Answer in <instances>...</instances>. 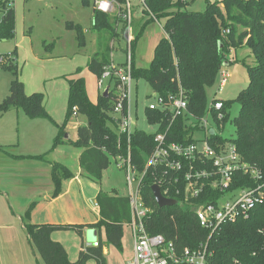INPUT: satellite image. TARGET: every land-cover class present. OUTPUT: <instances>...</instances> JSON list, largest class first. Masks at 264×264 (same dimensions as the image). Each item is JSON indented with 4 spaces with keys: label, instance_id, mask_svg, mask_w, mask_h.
Here are the masks:
<instances>
[{
    "label": "trees",
    "instance_id": "obj_1",
    "mask_svg": "<svg viewBox=\"0 0 264 264\" xmlns=\"http://www.w3.org/2000/svg\"><path fill=\"white\" fill-rule=\"evenodd\" d=\"M123 4L125 0H117ZM197 0H148L144 13L149 16L144 27L155 21H165L163 30L165 37L155 49L154 59L149 68H137L134 63L135 46L144 30L136 36L132 44L134 82L146 81L152 92L168 98L183 91L188 102V113L196 119V127L189 125V117L177 118L172 123V116L162 111L145 109V118L150 125L158 126L155 133H147L136 129L128 137L115 133L116 125L112 114L116 105V95L108 92L100 95L98 103L93 104L87 94L85 80L73 78L69 80V98L65 123L59 127V135L53 148L62 144L83 149L80 156V168L91 178L101 181L103 173L111 166V158L116 160L127 157L130 147L135 169L143 173L146 162L155 150L158 134H166L167 144L190 145L196 143L194 136L201 132L200 124L209 113L213 114L217 126L230 120L228 110L233 103L240 105V112L233 123L236 136L233 139L214 134L208 139L212 147L225 146L232 143L236 147L241 160L251 168L258 170L264 184V0H222L213 2L205 0L204 12L190 11ZM14 1L1 0L3 13L0 22V38L14 37L15 9ZM118 18L105 15L95 7L92 10V29L98 33L108 34L105 48L89 60L88 70L100 78L104 68L109 65L108 58L111 40L119 38ZM69 30L77 33L80 46L85 44L84 31L80 25L67 23ZM123 30L125 24L121 27ZM225 31H229L225 34ZM101 46V47H100ZM248 48L253 55V64L246 65L249 83L235 100L225 101L222 122L217 120V112L210 108L208 89L219 82V75L227 55L232 50ZM17 50L3 56L13 57ZM14 60L2 67L11 72L13 79L9 95L0 105L2 113L11 109L20 110L32 120L46 119L52 121L44 107V95L33 93L27 95L24 83L20 80V70ZM76 109V111L74 110ZM84 116L87 125L79 126L75 141L65 140V129L72 118ZM221 129V130H223ZM188 167V164L186 165ZM161 172V171H160ZM153 170L145 175L141 194L146 207L151 213L144 220L146 231L151 235H162L180 248H196L208 241L211 264H264V199L251 212L248 219L227 222L220 225L214 232L203 229L198 222L194 208L214 202L222 196L219 191L208 188L204 194L194 200H185L186 182L182 175L180 183L167 181L161 190L170 187L167 195L178 201V205L160 208L155 201L152 187L157 184ZM73 172L67 167L55 163L52 167V179L57 198L63 190V183L73 179ZM170 185V186H169ZM257 183L248 175L237 173L231 190L242 187L254 188ZM179 191V193H178ZM264 194V187H263ZM100 209V220L96 224H31V205L24 216L23 227L29 241L38 251L45 264H107L104 253L105 246L122 250L125 227L132 222L130 198L127 196L110 195L102 190L96 197ZM86 229H97L105 233V241L101 239L98 246L81 247L75 261L69 258L65 247L53 239L56 232H75L80 238Z\"/></svg>",
    "mask_w": 264,
    "mask_h": 264
},
{
    "label": "built area",
    "instance_id": "obj_2",
    "mask_svg": "<svg viewBox=\"0 0 264 264\" xmlns=\"http://www.w3.org/2000/svg\"><path fill=\"white\" fill-rule=\"evenodd\" d=\"M94 1V7L98 11L118 18L122 21L120 26L125 24L124 30L118 28V33L126 40V62L119 65L112 60V63L104 68V73L98 78L97 85L101 94L105 91H114L116 105L112 117L113 124L116 125L115 133L119 136H127L128 142H130L131 135L137 129L133 110L132 44L137 36L132 30L133 2H139L144 10L147 8L148 0H125L123 4L117 0ZM228 33L229 31H225V34ZM11 60H14L13 57L1 55L0 68L7 65ZM229 78V73L222 69L219 75L218 93H222ZM146 108L152 111L165 112L166 115L170 114L172 123L177 118L189 117L191 119L189 125L192 127L197 125L195 117L188 113V102L182 90L179 94L170 95L168 98L152 92ZM210 108L216 110L217 120L222 122L225 118L222 99L214 96ZM74 110L76 111V109ZM214 123L216 124L213 114L209 113L200 124L202 131L196 133L203 134V138L194 136L196 143L190 145L167 144L166 134H158L155 138L157 146L148 157L146 169L142 174L135 169L130 147L127 157L120 156L117 159L118 167L126 173L128 197L132 211L130 227L134 252L132 259L126 264H211L212 253L209 250L208 241L201 243L196 248L183 249L162 235H151L146 231L144 220L152 211L145 205L141 194V185L148 171L153 170L154 175L161 171L159 177L155 178L156 185L160 188L165 186L169 180L180 183L182 175L186 182V201L200 198L208 185L211 189L219 191L222 196L214 202L194 208L200 226L213 232L224 223L248 219L251 212L263 201V177L258 170L251 168L241 160L235 145L228 143L225 146L212 147L209 144L208 139L211 135H221L217 133L213 126ZM219 128L223 129V125H220ZM187 164L188 167H186ZM237 173L248 175L257 183L256 187L231 190ZM169 192L170 187H167L162 194L169 198L167 196ZM96 207L99 208L97 204ZM94 246H98V244L96 243Z\"/></svg>",
    "mask_w": 264,
    "mask_h": 264
},
{
    "label": "rangeland",
    "instance_id": "obj_3",
    "mask_svg": "<svg viewBox=\"0 0 264 264\" xmlns=\"http://www.w3.org/2000/svg\"><path fill=\"white\" fill-rule=\"evenodd\" d=\"M9 1H14V37L9 39L0 38V56L2 54L8 55L15 49L17 50V54H19V70L20 73L24 72L28 75L29 88H32V90L35 88L43 90L45 88L47 91L46 94L49 95L50 82L45 81L43 76H46V80H48L49 73L55 75L57 71L63 75L67 74L66 77L68 80L77 78L78 76L79 78H82L83 76L86 77V75H89L87 72V64L94 54L99 51V45L102 46L101 51L104 50L106 46L105 40L108 37V34L98 33L92 29L93 0ZM211 1L216 2L218 0ZM133 4L136 6V3ZM189 10L193 12H204L206 10L205 0H197L192 4ZM142 14V7L136 9L133 8L132 30L136 35L141 33L145 24V21L141 20ZM144 15L146 14L144 13ZM2 16L3 13L0 7V22ZM145 18L148 20L149 16L146 15ZM164 22L165 21L150 22L144 27L135 46L134 63L137 68H148L150 66L154 58L156 46L166 35L163 30ZM67 23H73L74 25H80L82 27L85 36V44L83 46L79 45L76 31L69 30L66 27ZM121 27L122 26H120L119 29H121ZM108 45L111 50L108 63L111 64L112 60H114L113 62L115 64H124L126 62L125 38L120 35L119 38L111 40ZM238 56L239 61L227 69L230 78L228 79V83L224 87L222 93H218V82L213 88L207 90L210 102L213 100L214 96L225 101L235 100L239 93L247 87L249 78L246 65L253 64L252 59L254 58L248 48H241L238 51ZM16 58L14 60L15 63ZM57 65H59V67H55ZM38 78H41V80ZM12 79L13 76L11 72L0 68V93L3 89L7 90ZM20 80L22 81L21 76ZM93 82L96 86V79L94 81L92 80V83ZM86 83L87 82L85 81V84ZM133 89V110L137 122V128L147 133H155L158 130V126L149 125L145 118V109L148 106L152 90L149 84L144 80L134 82ZM63 96V99L66 100L65 94ZM49 99L48 108L52 110L54 102L56 101L57 103L59 100L54 101L51 94ZM55 112L56 113H53L55 116L54 118H56V120H62L61 116L58 115V112ZM239 112L240 105L238 103H233L228 110L230 120L225 124L224 129L221 130L215 123L213 124L217 133H220L224 138H235L236 128L233 121L238 116ZM80 118L82 121H79L82 123L81 125H83L85 118L84 116H80ZM78 124L76 118H72L67 124L69 127L66 134H69L74 141L77 139ZM195 137L203 138V134L198 133ZM72 164L74 163L72 162ZM99 185L104 192H119L125 196L129 195L126 173L118 167V162L113 157L111 158V166L103 173ZM91 204L92 206H95L93 202ZM98 232L97 229L90 230L89 233H92L94 237H92V241L90 240L87 242L93 244L98 241ZM124 233L125 236L122 241V250L116 249L112 246H105L107 264H126L127 261L133 257L134 242L131 236L130 227H126ZM65 237L67 241L69 240L68 243L70 242L72 245L74 244V239L77 238L79 246L81 245L82 239L75 232H67ZM94 239L96 241H93ZM77 257L78 256L75 257L72 251V261H75Z\"/></svg>",
    "mask_w": 264,
    "mask_h": 264
},
{
    "label": "crops",
    "instance_id": "obj_4",
    "mask_svg": "<svg viewBox=\"0 0 264 264\" xmlns=\"http://www.w3.org/2000/svg\"><path fill=\"white\" fill-rule=\"evenodd\" d=\"M133 3H136V6L133 4L135 9L141 7L139 2ZM145 17L143 10L141 20L146 22ZM239 50H232L227 55L223 70L229 73L227 69L239 61ZM18 57L19 54H17V58L15 56L19 67ZM55 67H59V65ZM87 72L90 76L86 75L82 78L87 82V93L90 101L97 104L101 95V90L97 85L98 78L89 70ZM20 76L27 95L33 93L44 95V107L52 121L46 119L32 120L22 111L15 109L4 113L0 111V264H43L44 261L25 234L23 220L27 209L34 205L28 221L31 224H96L100 220V209L96 207V197L101 190L103 192L104 190L99 185V181L91 178L80 168L79 160L83 149L68 144L53 148L55 139L59 135V127L65 123L66 119L70 90L67 74H60L59 71L55 75L49 73L48 80H46V76L42 75L45 81L50 82L49 95L46 94L45 88L43 90L29 88V79L26 73L21 72ZM41 78L38 79L41 80ZM95 79L96 86L94 82L92 83V80ZM10 84L7 90L3 89L0 93V105L9 95ZM50 94L54 101L59 100L57 103L54 102L53 109L51 106L52 110L48 108ZM64 94L66 100L63 99ZM55 111L58 112L62 120L54 118L53 113H56ZM76 119L79 123L78 127L87 125L86 118L83 125L80 123L82 121L80 116ZM68 127L69 125L65 129V137L66 135L69 136V139L65 138L66 141L72 140L70 135L66 134ZM55 163L67 167L74 174L73 179L63 183L62 193L57 198L53 197L55 188L52 179V167ZM105 193L125 196L119 192ZM90 202H93L95 206H92ZM126 227H130V225ZM90 230L93 229L84 231L80 246L77 238L74 239L73 245L68 243L69 240L67 241L65 237L67 232H56L53 234V239L65 247L69 258L72 260V251L75 257L78 256L83 244L93 246L100 239L105 241V233L101 231V233L98 232V241L94 239L93 241L96 242L93 244L87 242L94 237L92 233H89Z\"/></svg>",
    "mask_w": 264,
    "mask_h": 264
},
{
    "label": "water",
    "instance_id": "obj_5",
    "mask_svg": "<svg viewBox=\"0 0 264 264\" xmlns=\"http://www.w3.org/2000/svg\"><path fill=\"white\" fill-rule=\"evenodd\" d=\"M108 95V91L104 92V96L106 97ZM213 133V131H212ZM66 139H69V136L66 135L65 137ZM152 192L155 198L156 203L158 204V206L160 208H164V207H170V206H176L178 205V201L175 199H170V198H166L161 191V188L158 185H154L152 187ZM95 245V244H94ZM93 245V246H94Z\"/></svg>",
    "mask_w": 264,
    "mask_h": 264
}]
</instances>
